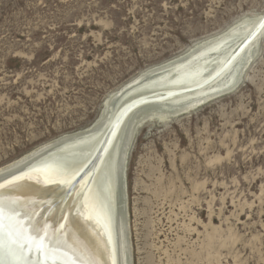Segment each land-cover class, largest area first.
Wrapping results in <instances>:
<instances>
[{
  "label": "rangeland",
  "instance_id": "obj_1",
  "mask_svg": "<svg viewBox=\"0 0 264 264\" xmlns=\"http://www.w3.org/2000/svg\"><path fill=\"white\" fill-rule=\"evenodd\" d=\"M263 13L264 0H0V166L89 126L148 67ZM254 48L236 89L138 132L134 264H264V35Z\"/></svg>",
  "mask_w": 264,
  "mask_h": 264
},
{
  "label": "bare ground",
  "instance_id": "obj_2",
  "mask_svg": "<svg viewBox=\"0 0 264 264\" xmlns=\"http://www.w3.org/2000/svg\"><path fill=\"white\" fill-rule=\"evenodd\" d=\"M263 35L264 13L198 41L111 92L86 128L1 165L0 264H134L126 170L138 132L236 89ZM87 139H94L90 149L78 146ZM103 208L113 218L110 238L98 216ZM37 238L55 250L48 258Z\"/></svg>",
  "mask_w": 264,
  "mask_h": 264
},
{
  "label": "water",
  "instance_id": "obj_3",
  "mask_svg": "<svg viewBox=\"0 0 264 264\" xmlns=\"http://www.w3.org/2000/svg\"><path fill=\"white\" fill-rule=\"evenodd\" d=\"M246 44H248V43H246ZM243 48H244V46H243ZM243 48L241 50H243ZM241 50H240V52H242ZM115 136H116V133H115ZM93 178H94V175L92 177V183L94 181ZM90 191L93 192L94 190H90ZM96 197L97 196L95 195V199H96ZM99 200H101V198L99 199V197H98V201ZM98 216H100L101 222L103 223V225L107 231V235H108V233H110L112 235V228L114 225H113V218H112L111 212H109V210L107 208H105L104 210H98ZM108 238H110L109 235H108Z\"/></svg>",
  "mask_w": 264,
  "mask_h": 264
},
{
  "label": "snow or ice",
  "instance_id": "obj_4",
  "mask_svg": "<svg viewBox=\"0 0 264 264\" xmlns=\"http://www.w3.org/2000/svg\"><path fill=\"white\" fill-rule=\"evenodd\" d=\"M18 243L17 241H13ZM35 246L37 248V250L41 253V255L45 258H48L50 255H52L54 253V249L49 248L48 246L45 245L43 238H37V240L34 241ZM21 247H23V245H20ZM67 264H74V262H67Z\"/></svg>",
  "mask_w": 264,
  "mask_h": 264
}]
</instances>
